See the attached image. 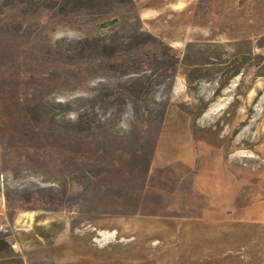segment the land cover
I'll list each match as a JSON object with an SVG mask.
<instances>
[{
	"label": "rangeland",
	"instance_id": "obj_1",
	"mask_svg": "<svg viewBox=\"0 0 264 264\" xmlns=\"http://www.w3.org/2000/svg\"><path fill=\"white\" fill-rule=\"evenodd\" d=\"M14 1L0 0V264H264V0H135L180 56L154 95L170 96L165 120L127 107L84 136L56 129L76 112L52 102L91 97L100 76L53 51L92 26L52 33L42 0ZM36 190L61 208H18Z\"/></svg>",
	"mask_w": 264,
	"mask_h": 264
},
{
	"label": "trees",
	"instance_id": "obj_2",
	"mask_svg": "<svg viewBox=\"0 0 264 264\" xmlns=\"http://www.w3.org/2000/svg\"><path fill=\"white\" fill-rule=\"evenodd\" d=\"M35 0H15L12 5L28 10ZM37 4V3H36ZM0 7V11L4 8ZM41 24L52 23L51 32H57L66 23L88 21L91 33L74 41H57L54 58L87 66L90 73L100 76L91 87V97L66 103L52 102V110L76 112L74 119H58V131L72 130L80 136L111 124L122 110L130 107L135 121L162 125L170 104V96L163 102L155 101V91L165 83L173 82L180 66L178 51L146 31L135 0H42ZM237 73L236 75H238ZM109 80V82H106ZM160 105L162 109L153 107ZM110 119L102 121L105 112ZM55 117V116H54ZM63 197L48 190L28 191L19 195L18 208H61ZM9 248L0 239V251ZM1 257V256H0Z\"/></svg>",
	"mask_w": 264,
	"mask_h": 264
}]
</instances>
